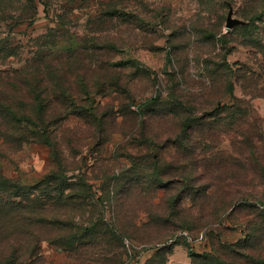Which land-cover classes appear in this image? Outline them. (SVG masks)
<instances>
[{
	"label": "rangeland",
	"instance_id": "obj_1",
	"mask_svg": "<svg viewBox=\"0 0 264 264\" xmlns=\"http://www.w3.org/2000/svg\"><path fill=\"white\" fill-rule=\"evenodd\" d=\"M4 1L18 7L0 12V40L15 50L0 59V73L36 58L77 69L74 60L99 53L117 81L100 79L93 109L71 114L53 149L0 137L6 177L36 185L58 154L70 182L81 174L90 185L85 205L53 209L66 227L42 228L38 243L23 239L35 254L26 264H195L190 251L234 244L250 230L255 243L243 251L264 256V0ZM108 4L123 14L105 16ZM229 9L243 22L226 29ZM107 41L117 42L114 51ZM176 97L197 119L187 133ZM227 176L240 183L232 200L210 186ZM182 231L187 238L156 258Z\"/></svg>",
	"mask_w": 264,
	"mask_h": 264
},
{
	"label": "trees",
	"instance_id": "obj_2",
	"mask_svg": "<svg viewBox=\"0 0 264 264\" xmlns=\"http://www.w3.org/2000/svg\"><path fill=\"white\" fill-rule=\"evenodd\" d=\"M20 1L22 0H17V2ZM17 7L0 0L1 14H5L8 8ZM103 14L119 17V14L123 13L119 12L114 4H108ZM116 46V41H107L103 48L114 51ZM13 55L15 50L10 42L7 39L0 40V59ZM70 57L73 58L76 55L71 52L66 60L69 61ZM83 60L84 63L74 60L77 66L81 65L79 68H83L69 69L62 66L61 62L54 63L53 58H36L26 67L11 68L1 72L0 137L18 147L30 143H43L53 149L56 146V136L58 133L61 134L68 125L69 116L93 109L87 102L90 100L91 93L100 92V79L107 84V87L114 86L117 82L114 80L112 71L109 70L111 68L109 62L100 65L99 53L86 54ZM174 100L178 101L176 107L184 109L189 114L180 123L181 134L187 133L197 119L193 120L191 116L193 112L185 103L177 97ZM150 101L155 100L151 98ZM92 117L96 119V123L92 122V124L101 127L102 121L98 115ZM195 150V146L192 145L187 155L193 154ZM52 154L56 153L52 151ZM56 156L58 167L36 185H25L19 178L6 177L0 171V264H26V261L32 259L35 254L32 250L29 251L30 246L24 243L26 240L23 239L37 238L35 241L38 243L42 228L67 226V222L59 219L58 213L53 214L55 207L61 209L74 204L81 206L87 203L85 198L88 197L90 185L81 174L76 183L70 182L62 159L58 157V154ZM150 165L155 168L156 163L150 162ZM213 167L220 169V164H215ZM161 175L163 174H157V179ZM183 178L185 181L189 179L188 175H184ZM236 182L235 176H227L216 179V182L210 186H213L215 193L218 191L226 195L233 194L232 200L236 198L235 195L238 192H241L238 189L240 183L236 184ZM250 182L251 179L243 180L241 184L246 186ZM178 197L180 201V195L175 196L170 204L171 207L179 202ZM85 230L88 231V228ZM114 231L115 240L122 242L123 233ZM102 235L108 236L106 240L109 243L111 235ZM252 235L253 232L251 233L250 230L244 239L234 244H223L215 250L211 249L202 253L190 251L192 260H196L192 262L195 264H264L263 255H252L242 249L251 248L254 245L255 242L251 243ZM172 237V234H169L162 240L166 241ZM178 237L187 238V231L175 235L172 243L160 247L155 257L161 256L160 250L163 247L165 249L166 245H168L166 248L171 250L173 242ZM45 239L49 240L50 237ZM150 264H160V262L151 260Z\"/></svg>",
	"mask_w": 264,
	"mask_h": 264
},
{
	"label": "water",
	"instance_id": "obj_3",
	"mask_svg": "<svg viewBox=\"0 0 264 264\" xmlns=\"http://www.w3.org/2000/svg\"><path fill=\"white\" fill-rule=\"evenodd\" d=\"M242 22H243L242 20L235 18L233 16L232 9H229L227 16H226V21H225L226 29H230V28L234 27L236 24H240Z\"/></svg>",
	"mask_w": 264,
	"mask_h": 264
}]
</instances>
